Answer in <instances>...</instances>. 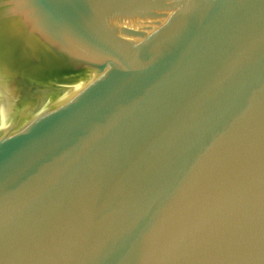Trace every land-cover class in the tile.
Wrapping results in <instances>:
<instances>
[{
	"label": "water",
	"instance_id": "obj_1",
	"mask_svg": "<svg viewBox=\"0 0 264 264\" xmlns=\"http://www.w3.org/2000/svg\"><path fill=\"white\" fill-rule=\"evenodd\" d=\"M0 264H264V0H0Z\"/></svg>",
	"mask_w": 264,
	"mask_h": 264
}]
</instances>
